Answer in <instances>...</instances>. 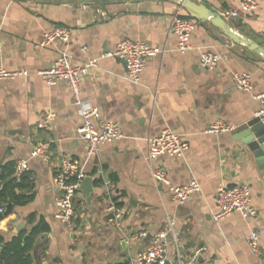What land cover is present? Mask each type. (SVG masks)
<instances>
[{"label": "crops", "instance_id": "obj_1", "mask_svg": "<svg viewBox=\"0 0 264 264\" xmlns=\"http://www.w3.org/2000/svg\"><path fill=\"white\" fill-rule=\"evenodd\" d=\"M221 13L239 6V0H197ZM0 0V63L10 70H27L29 76L0 82V170L12 164L14 171L0 181L5 185L24 173L17 161L28 159L33 190L18 193L32 199L14 204L0 219V250L15 238L23 242L42 223L49 230L35 236L29 251L33 264H134L155 236L175 220L168 235L165 264H176L181 254L195 264H264V162L240 141L236 129L257 116L260 103L254 95L264 92V59L235 44L224 33L197 20L192 48L177 50L172 33L174 17H189L172 0ZM226 18V17H225ZM241 34L264 45V0L250 14L226 18ZM56 26L72 31L69 42L43 45L45 33ZM123 39L145 41L162 52L148 60L140 83L127 77V65L106 56ZM203 50H214L222 60L214 69L201 65ZM75 64L97 59L82 81V96L100 109L103 119L121 124L124 137L101 146L90 155L77 135L83 118L72 102L68 85H49L38 71L49 68L62 54ZM236 71L253 74L252 91L240 89ZM56 117L46 129L39 123L48 112ZM235 125L230 132L208 133L216 120ZM172 128L190 143L184 157L148 159V138ZM41 142H51L49 161L34 156ZM63 157L78 159L94 179L88 197L83 188L75 198L72 224L57 218L61 191L54 176ZM162 167L175 185L193 179L202 192L176 204L166 185L152 176ZM248 184L258 216L244 218L235 212L216 221L215 197L220 186ZM4 205L6 209V204ZM117 203H121L118 206ZM122 217L116 219V211ZM260 236L261 253L252 251L247 235ZM140 233L151 237L137 238ZM42 238V242L37 240ZM1 245H4L2 247Z\"/></svg>", "mask_w": 264, "mask_h": 264}, {"label": "built area", "instance_id": "obj_2", "mask_svg": "<svg viewBox=\"0 0 264 264\" xmlns=\"http://www.w3.org/2000/svg\"><path fill=\"white\" fill-rule=\"evenodd\" d=\"M260 4V0H239V6L235 9H228L223 13V17L237 18L240 13L250 14L254 12ZM197 26V20L191 16L182 17L176 15L172 21L171 31L178 38L177 50L185 53L191 46V36ZM72 31L66 26H56L45 33L43 45H48L55 41L69 42ZM162 50L145 41L123 39L117 49L106 56H116L121 58L127 65V77L134 83H140L142 74L147 67L149 58L157 56ZM222 55L214 50H203L200 55L201 65L208 69L216 68L222 60ZM97 59H91L87 64H75L71 56L62 53L49 68L37 72L49 85H56L65 82L71 92L72 102L78 107L82 115L83 122L78 127L77 135L82 139L90 155L100 151L101 146L106 143H113L124 137L121 124L112 119H103L98 107L91 105L82 96V81L88 74L91 67L95 66ZM27 70H10L0 63V82L15 79L18 76H29ZM236 85L243 90L252 91L254 88L253 74L248 71H236L232 74ZM260 103L257 116L264 124V92L254 95ZM54 112H48L39 123V128L46 129L55 119ZM235 125L227 123L222 119L216 120L208 129V133L219 134L230 132L235 129ZM190 149V143L180 133L172 128L165 129L161 134L148 138V159L154 162L164 156L184 157ZM34 156L44 161H49L53 155L51 142H41L34 150ZM17 170L23 173L30 170L28 159L17 161ZM154 181L157 184L166 185L172 200L176 204H183L190 200L195 194L202 192L201 183L193 179L189 183L175 185L169 179L167 171L158 167L152 172ZM86 177L81 162L71 157H63L62 163L54 176V183L60 189L61 196L58 200L57 218L64 224H72L75 214V198L81 190ZM215 201L217 211L214 213L216 221H220L232 213L238 212L246 219L256 218L258 209L254 204V196L248 184L222 185L219 187ZM5 212V206L0 205V214ZM122 217L120 210L116 211V219ZM168 229L152 238L149 245L138 253L134 264H165L169 242L167 240L170 233L175 232V220L168 217ZM146 233H140L137 238L145 237ZM247 242L252 251L261 253L260 236L256 231L247 235ZM176 264H195L186 261L179 254Z\"/></svg>", "mask_w": 264, "mask_h": 264}, {"label": "water", "instance_id": "obj_3", "mask_svg": "<svg viewBox=\"0 0 264 264\" xmlns=\"http://www.w3.org/2000/svg\"><path fill=\"white\" fill-rule=\"evenodd\" d=\"M98 2H108L111 0H96ZM178 3L182 8H184L188 14L200 21L211 23L212 26L221 30L224 35L230 38L235 44L246 47L248 50L257 53L262 59H264V45L253 40L248 35L241 34L238 32L229 21L223 17V15L213 9H211L205 3H201L197 0H172ZM119 58V57H118ZM123 61L121 58H119ZM124 62V61H123ZM125 63V62H124ZM126 64V63H125ZM236 134L238 137L235 138L236 141H240L244 144L247 149L252 152L253 156L257 161L264 162V124L261 122L258 116L252 118L246 123L240 125L236 129ZM94 179L91 176L85 177L82 188L88 197H91L94 192ZM14 209V204L8 202L6 204V209L3 214H0V219L4 215L10 214ZM146 237L150 238V235ZM42 242V238L37 240V243ZM4 247V245H1Z\"/></svg>", "mask_w": 264, "mask_h": 264}, {"label": "trees", "instance_id": "obj_4", "mask_svg": "<svg viewBox=\"0 0 264 264\" xmlns=\"http://www.w3.org/2000/svg\"><path fill=\"white\" fill-rule=\"evenodd\" d=\"M12 164H7L3 169L0 170V181L6 178L7 174H12L14 168L12 169ZM34 183L31 181L30 172H24L20 178H15L13 181H9L5 185L0 183V203H5L8 200L14 201L16 204H25L33 197H22L19 191L23 190H33ZM121 206V203H117ZM49 230L48 224L42 223L38 226L30 235L25 244L23 242V237L19 236L15 238L11 243H9L6 248L0 250V264H33V258L29 253L35 236L42 231ZM3 242V237L0 236V243Z\"/></svg>", "mask_w": 264, "mask_h": 264}, {"label": "rangeland", "instance_id": "obj_5", "mask_svg": "<svg viewBox=\"0 0 264 264\" xmlns=\"http://www.w3.org/2000/svg\"><path fill=\"white\" fill-rule=\"evenodd\" d=\"M85 1H87L88 3L96 4V3H95V0H85Z\"/></svg>", "mask_w": 264, "mask_h": 264}]
</instances>
